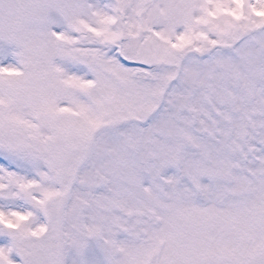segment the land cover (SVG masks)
I'll return each instance as SVG.
<instances>
[{
	"label": "snow or ice",
	"instance_id": "1",
	"mask_svg": "<svg viewBox=\"0 0 264 264\" xmlns=\"http://www.w3.org/2000/svg\"><path fill=\"white\" fill-rule=\"evenodd\" d=\"M0 264H264V0H0Z\"/></svg>",
	"mask_w": 264,
	"mask_h": 264
}]
</instances>
